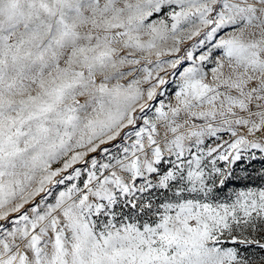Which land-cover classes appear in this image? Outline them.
Here are the masks:
<instances>
[{
	"label": "snow or ice",
	"instance_id": "1",
	"mask_svg": "<svg viewBox=\"0 0 264 264\" xmlns=\"http://www.w3.org/2000/svg\"><path fill=\"white\" fill-rule=\"evenodd\" d=\"M0 264H264V0H0Z\"/></svg>",
	"mask_w": 264,
	"mask_h": 264
}]
</instances>
